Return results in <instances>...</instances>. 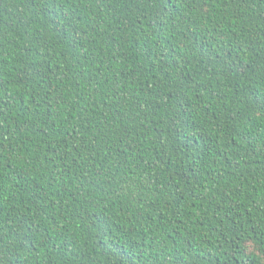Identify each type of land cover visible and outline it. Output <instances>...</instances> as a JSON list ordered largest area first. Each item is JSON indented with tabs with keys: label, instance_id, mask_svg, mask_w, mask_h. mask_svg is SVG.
Segmentation results:
<instances>
[{
	"label": "trees",
	"instance_id": "1",
	"mask_svg": "<svg viewBox=\"0 0 264 264\" xmlns=\"http://www.w3.org/2000/svg\"><path fill=\"white\" fill-rule=\"evenodd\" d=\"M0 264H264V0H0Z\"/></svg>",
	"mask_w": 264,
	"mask_h": 264
}]
</instances>
